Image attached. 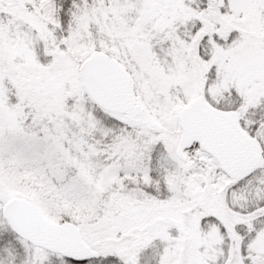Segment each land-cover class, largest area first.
<instances>
[{
	"label": "snow or ice",
	"instance_id": "1",
	"mask_svg": "<svg viewBox=\"0 0 264 264\" xmlns=\"http://www.w3.org/2000/svg\"><path fill=\"white\" fill-rule=\"evenodd\" d=\"M0 264H264V0H0Z\"/></svg>",
	"mask_w": 264,
	"mask_h": 264
}]
</instances>
